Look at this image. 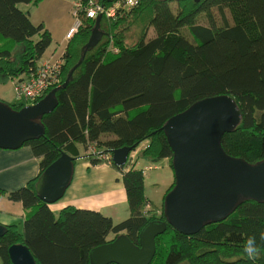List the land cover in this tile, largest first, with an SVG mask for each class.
Instances as JSON below:
<instances>
[{"label": "trees", "instance_id": "obj_1", "mask_svg": "<svg viewBox=\"0 0 264 264\" xmlns=\"http://www.w3.org/2000/svg\"><path fill=\"white\" fill-rule=\"evenodd\" d=\"M41 1L0 0V82L29 76L51 45L52 32L45 23H35L20 7ZM99 1L110 8L122 5L113 20L125 22V28L117 29L115 35L109 30L114 27L104 30L102 40L62 86L81 59L96 19L88 18L91 24L75 48L67 44L58 104L40 118L45 135L24 144L38 157L40 172L17 190L0 188V197L21 202L25 211L22 228L18 223L4 225L0 264H14L9 248L16 243L26 244L38 264H94L91 251L121 233L138 245L150 221L166 220L165 196L161 203L147 196L145 174L164 159H169L174 171L173 151L163 126L202 98L233 96L242 119L235 130L224 134L222 147L230 157L250 163L264 159V0ZM133 18L136 24L143 20L144 28L134 30ZM104 19L100 25L105 29ZM128 26L132 32L120 35ZM151 28L155 34L150 37ZM0 101L15 110L27 104ZM143 144L137 157L151 163L144 168L131 163V158L125 165L110 160L123 175L129 205L125 220L115 222L97 210L74 205L56 213L37 194L39 176L63 152L75 157L74 164L86 160L97 166L104 162L103 154L124 146L138 150ZM91 146L96 153H88ZM261 229L264 202L254 199L242 201L226 219L206 224L193 235L168 224L156 239L151 264H264ZM249 235L256 236L261 248L255 260L243 251Z\"/></svg>", "mask_w": 264, "mask_h": 264}, {"label": "water", "instance_id": "obj_2", "mask_svg": "<svg viewBox=\"0 0 264 264\" xmlns=\"http://www.w3.org/2000/svg\"><path fill=\"white\" fill-rule=\"evenodd\" d=\"M101 19L102 14L96 18L81 59L62 86L70 82L87 52L101 40L104 33ZM59 89H52L38 102L19 110L0 101V148L17 149L44 136L45 125L40 118L57 106ZM241 119L242 110L229 94L202 98L170 117L163 129L173 151L176 181L165 198L166 220L150 221L142 229L138 245L126 233H121L95 247L90 254L92 263L151 264L157 253L156 239L167 230L168 224L193 235L206 224L226 219L244 200L264 202V159L250 163L230 157L221 144L224 134L235 130ZM131 151L130 146H124L110 152L116 164L125 165ZM74 159L63 152L40 175L36 190L42 200L50 204L64 196L73 177ZM5 232L6 227L0 224V237ZM9 254L14 264H38L26 244L11 245Z\"/></svg>", "mask_w": 264, "mask_h": 264}, {"label": "crops", "instance_id": "obj_3", "mask_svg": "<svg viewBox=\"0 0 264 264\" xmlns=\"http://www.w3.org/2000/svg\"><path fill=\"white\" fill-rule=\"evenodd\" d=\"M23 4H26L27 8H24ZM30 4L32 3H22L20 7L24 11L29 12L32 17V11L29 7ZM45 25L47 27L46 23ZM49 48L41 60L49 58L46 57L50 53ZM144 161L147 162L145 166L151 164L145 158ZM39 172L40 161L30 145H23L17 149L0 148L1 189L7 192L17 190L35 178ZM153 180L158 182L157 185L163 184L161 181L162 178L159 175H156ZM167 180L169 183V179ZM159 189H162V187L160 186ZM156 202L161 203L160 201ZM125 203L127 204V209L124 212L128 211V217V196L121 172L105 164L94 166L91 161L79 160L74 164L72 181L64 196L58 201L50 203V207L54 212L58 213L63 207L74 205L79 208L97 210L102 215L113 217L112 213H118L116 206L125 205ZM113 219L116 220L114 217ZM24 220L25 211L23 204L10 199L7 195H2L0 197V224L8 225L18 223L19 227L22 228Z\"/></svg>", "mask_w": 264, "mask_h": 264}, {"label": "rangeland", "instance_id": "obj_4", "mask_svg": "<svg viewBox=\"0 0 264 264\" xmlns=\"http://www.w3.org/2000/svg\"><path fill=\"white\" fill-rule=\"evenodd\" d=\"M91 3L102 4L99 0H43L37 5L33 3L29 5L32 11V17H31L33 18L32 20L35 23L44 21L47 24V27L52 32L53 41L49 48L50 53L47 56L45 55L46 57H49V59L52 62L58 59L60 60L64 59L65 51L67 50L69 45L71 46V48H75L77 46V42L79 41V38L81 37L82 33H84V30L87 29V26L91 24L90 22H88L89 21L88 18L94 19L91 16H89L86 12L87 11L86 7ZM116 5L112 6L115 10L114 11L115 14H107L108 8L110 7L105 6V5L104 6L107 9V11L102 12V17L106 18L104 20H105V23H107V25L105 26V29L102 27L101 29L103 31L106 30V32H108L107 30L109 27H114L116 28V30H113L112 28L109 29V30H112L113 35H115L117 29L122 28L125 24L124 21H123L124 24L122 23L116 24L115 22H118V19H116L117 21L113 20L117 17L118 9L122 6L120 4L118 6ZM23 7L27 8L26 4H23ZM140 12H137V13H140ZM133 22L134 23L132 25H133L134 30H136L137 28H141V27L144 28L143 20H139L136 24V19L133 18ZM74 26H77L78 30H76L72 36H68V33ZM129 32H132L131 26H128L125 29V33L123 31L120 32V35L127 36ZM149 34H150V37L155 34V31L153 28L149 30ZM70 38H71V41H70ZM72 40H75V41H72ZM112 42H113V37H111V42L109 43H112ZM68 43L69 45H67ZM0 98L9 103H19V101L23 102L22 100H20V98L17 96L15 92L14 80L12 79H8V81L6 82H0ZM141 149H142V145L139 147L138 150L131 151L129 155V158H131V163L138 162V168H144L145 167L144 165L147 164V162L144 161L143 157H140V158L137 157V153H139ZM96 151H97L96 147L91 146L89 148L88 153L94 154L96 153ZM83 154H86V152H83ZM102 158L104 159V162L102 164L115 168L110 163L111 162L110 160L111 159L113 160L112 153L109 155L103 154ZM136 159L137 161H135ZM169 162H170L169 159L167 160L164 159L160 161L158 164L156 163L154 167H151L148 170H145L146 194L147 196L151 197L155 201L162 202L164 199V196L166 198V195L175 186V181H176L175 174H174L173 169L169 166ZM156 175H159V177L162 178L161 181L163 184L156 185V183L158 182L156 180H153L155 179ZM167 179H169V183L167 182L168 181ZM160 186L162 187V189H159ZM126 205L127 204L125 203V205L123 204V205L116 206V211L118 213H112L113 217L116 219L115 222H120L122 220L127 219L128 211L124 212L127 209ZM160 257H162V255H160Z\"/></svg>", "mask_w": 264, "mask_h": 264}, {"label": "built area", "instance_id": "obj_5", "mask_svg": "<svg viewBox=\"0 0 264 264\" xmlns=\"http://www.w3.org/2000/svg\"><path fill=\"white\" fill-rule=\"evenodd\" d=\"M133 2V0H131ZM118 6V5H116ZM86 12L92 18H96L107 11L104 5L91 3L86 7ZM114 8H108L107 14H115ZM78 30L77 26L72 27L68 36H72ZM118 51L117 48H114ZM64 65V59L52 62L49 58L40 61L38 68L29 76L14 80V88L17 96L26 105L34 104L46 96L50 90L59 87L62 84L61 72Z\"/></svg>", "mask_w": 264, "mask_h": 264}, {"label": "clouds", "instance_id": "obj_6", "mask_svg": "<svg viewBox=\"0 0 264 264\" xmlns=\"http://www.w3.org/2000/svg\"><path fill=\"white\" fill-rule=\"evenodd\" d=\"M259 239L260 241H264V229L260 230ZM243 251L246 257L251 260H255L261 255V248L260 245L257 243V238L255 235H249L247 237L243 246Z\"/></svg>", "mask_w": 264, "mask_h": 264}, {"label": "flooded vegetation", "instance_id": "obj_7", "mask_svg": "<svg viewBox=\"0 0 264 264\" xmlns=\"http://www.w3.org/2000/svg\"><path fill=\"white\" fill-rule=\"evenodd\" d=\"M64 63H65V58H64Z\"/></svg>", "mask_w": 264, "mask_h": 264}]
</instances>
